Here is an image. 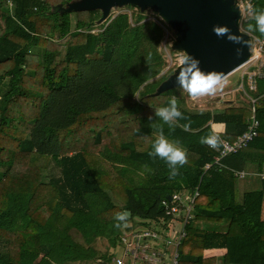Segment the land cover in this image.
<instances>
[{
  "label": "trees",
  "instance_id": "16d2710c",
  "mask_svg": "<svg viewBox=\"0 0 264 264\" xmlns=\"http://www.w3.org/2000/svg\"><path fill=\"white\" fill-rule=\"evenodd\" d=\"M70 1L0 0V264H109L126 231L171 223L161 204L168 195L195 191L178 264H264V178L256 175L258 188L240 194L238 180L250 175L234 172H264V67L253 91L237 79L239 101L188 107L177 87L154 94L173 71L161 73L170 28L156 14L128 6L130 13L98 24L99 10L57 9ZM245 1L240 27L260 40L248 24L264 0ZM245 93L258 97L257 136L205 168L221 147L200 138L232 141L245 130ZM173 96L188 119L174 131L165 125L164 135L187 149L188 163L170 180L166 164L148 152L158 134L150 127L155 109ZM125 211L127 227L118 229L114 217ZM211 248L226 251L206 256Z\"/></svg>",
  "mask_w": 264,
  "mask_h": 264
},
{
  "label": "water",
  "instance_id": "95a60500",
  "mask_svg": "<svg viewBox=\"0 0 264 264\" xmlns=\"http://www.w3.org/2000/svg\"><path fill=\"white\" fill-rule=\"evenodd\" d=\"M126 5L156 14L174 33L171 50L191 55L199 61L204 72L215 71L225 78L249 60L252 37L240 27L238 0H72L56 7L60 12L99 10L101 16L97 23L100 24L108 18L111 9ZM214 25L227 26L245 43L235 44L225 37H217L212 31ZM179 66L180 63L158 85L154 94L176 87ZM166 198L170 199V195ZM126 212L130 215L129 211ZM97 263L108 264L104 260Z\"/></svg>",
  "mask_w": 264,
  "mask_h": 264
},
{
  "label": "built area",
  "instance_id": "2783aa9c",
  "mask_svg": "<svg viewBox=\"0 0 264 264\" xmlns=\"http://www.w3.org/2000/svg\"><path fill=\"white\" fill-rule=\"evenodd\" d=\"M250 51L249 60L236 70L241 73L239 87H242V80L245 78L248 89L253 91L256 89V80L263 76L264 37L254 41L252 38ZM217 95L223 97V93L216 94L213 97ZM246 96L250 104V115L247 118L245 130L232 141L221 140L219 154L213 158L212 163L205 164V168L210 167L212 164L221 166L223 157L238 152L257 136L260 125L256 117L258 97L247 94ZM234 172L238 178H244L247 175H259L264 178V172L253 173L245 170ZM196 195V191L193 195L173 193L170 195V199L165 198L161 204L165 214L173 217L171 223H168L163 231L150 228L126 231L121 236L118 244L119 255L112 258L114 264H178V245L186 236V227L192 218L191 209ZM175 222L180 224L179 229H175Z\"/></svg>",
  "mask_w": 264,
  "mask_h": 264
},
{
  "label": "clouds",
  "instance_id": "9594fccd",
  "mask_svg": "<svg viewBox=\"0 0 264 264\" xmlns=\"http://www.w3.org/2000/svg\"><path fill=\"white\" fill-rule=\"evenodd\" d=\"M250 19L254 24H248V31H258L261 36H264V9L251 11ZM213 33L217 37H225L230 42L235 44H244L242 38H238L231 33L227 26H216L212 28ZM239 52V49L237 50ZM150 58V56H149ZM175 86L187 94L190 98H198L204 96H214L223 90L224 81L221 73L210 71L204 72L199 67V61L191 55L185 53L180 58V66L175 77ZM155 116L158 122L150 124V127L157 130V137L151 143V151L148 152L149 157L162 160L169 169V179H175L180 175L179 169L188 163L187 149L180 146V141H170L164 135V126L167 125L170 131H174L179 120H187L183 113L178 108L177 99L171 97L167 106L155 109ZM152 117H149L151 120ZM182 127L187 129L189 125L185 124ZM202 145H206L213 149H219L222 141L219 134H210L206 137H201L199 141ZM129 214L118 212L114 219L116 220L115 227H127Z\"/></svg>",
  "mask_w": 264,
  "mask_h": 264
},
{
  "label": "rangeland",
  "instance_id": "374dc122",
  "mask_svg": "<svg viewBox=\"0 0 264 264\" xmlns=\"http://www.w3.org/2000/svg\"><path fill=\"white\" fill-rule=\"evenodd\" d=\"M246 3L247 2H245L244 0H238V4L240 5V9H241V19L243 17L245 18V16L249 12L248 6H250V5L246 4ZM128 6L129 5H126V6H122L120 8L114 7L113 9H111L109 16L113 17L114 15H116L119 12L130 13V9ZM147 12L151 13L150 11H147ZM149 18H150V16H149ZM71 21H72V25H73L75 22V17L73 14L71 15ZM173 41H174V33L170 29L169 31L166 32V34H165V36H164V38L160 44V48L162 50L163 57L166 61V66L162 70L161 73L166 71L168 68L174 69L180 63V58L184 55L183 52H174V51L172 52L170 46H171V43ZM240 74H241L240 71L235 70V71H233L232 74L230 73L229 76L223 78V81H224L223 90L217 93V94H220L221 92L224 93L223 99H218V100L212 99L213 96L190 98L187 96V94L182 93L181 90L178 91V94L180 97H182L184 99L185 104H187L188 107L197 108V109H202V108H211L212 109L213 108V109L219 110L225 105L224 104L225 101H233V100L239 101V99H242V97L240 96V93L235 91V88L237 85L236 81L238 78H240ZM253 173H254V171H253ZM259 184H260V182H259L258 176H256V175L247 176L244 179L238 180V182H237L238 193L241 194L243 191L256 189V188H258ZM174 227H175V229H179L180 224L175 222ZM103 246H104L103 243H99L97 245V247L101 250L104 249ZM118 251H119L118 248L117 249L114 248V250H112L111 253L113 256L115 254L119 255ZM36 257L37 256H34V258H36ZM109 264H113L112 260H111V263H109Z\"/></svg>",
  "mask_w": 264,
  "mask_h": 264
},
{
  "label": "crops",
  "instance_id": "0c3cea01",
  "mask_svg": "<svg viewBox=\"0 0 264 264\" xmlns=\"http://www.w3.org/2000/svg\"><path fill=\"white\" fill-rule=\"evenodd\" d=\"M214 131L215 132H222L224 130V126L221 123L214 124ZM225 248H211L204 252L206 256H220L225 253Z\"/></svg>",
  "mask_w": 264,
  "mask_h": 264
}]
</instances>
